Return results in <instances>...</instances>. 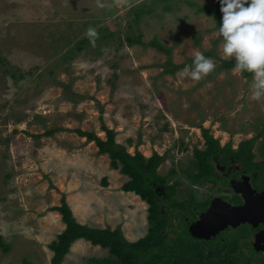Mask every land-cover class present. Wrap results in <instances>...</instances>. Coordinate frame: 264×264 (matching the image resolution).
<instances>
[{"label": "rangeland", "instance_id": "obj_1", "mask_svg": "<svg viewBox=\"0 0 264 264\" xmlns=\"http://www.w3.org/2000/svg\"><path fill=\"white\" fill-rule=\"evenodd\" d=\"M127 35L146 46L124 45ZM202 53L211 56L188 64ZM168 58L189 67L165 74ZM222 60L264 62V0H0V264H51L62 196L82 225L128 242L146 235L147 204L121 190L129 178L77 129L105 140V125L132 141L129 154L164 155L161 177L203 148L201 128L221 146L260 147L264 72L216 71ZM178 191L173 201L185 202ZM108 256L77 240L62 264Z\"/></svg>", "mask_w": 264, "mask_h": 264}, {"label": "trees", "instance_id": "obj_2", "mask_svg": "<svg viewBox=\"0 0 264 264\" xmlns=\"http://www.w3.org/2000/svg\"><path fill=\"white\" fill-rule=\"evenodd\" d=\"M221 2L223 4L227 3ZM199 10L203 13L212 12L202 8ZM134 17L135 20H131L129 28H132L138 21L139 14L135 12ZM112 33H114V29H111L105 37L111 36ZM123 43L130 46L134 44L146 46L139 40L138 35L134 38L129 35L125 36ZM123 43H120V46H123ZM147 45L162 53L169 54L168 49L155 41ZM79 46L81 47V45ZM210 56L209 53H202L198 58L188 60V64H197ZM188 64L175 65L168 58L164 73L174 74L189 67ZM232 69L240 70L242 78L251 79L255 72H264V62L258 65H249L243 62L222 60L216 71H229ZM102 131L105 133V140L100 139L91 132H83L78 129L74 132L79 137L86 138V141L93 142L99 155H107L111 169L118 170L122 175L129 178L121 190L135 194L147 204V222L149 224L147 233L136 242H128L122 237L118 229H97L82 225L76 221L65 197L62 196L60 206L51 208V211L57 212L61 216V221L65 226L56 239L48 245L49 250L52 252L51 264H62L70 246L77 240H84L91 246L108 250L109 256L95 261L96 264H236L233 258H225L223 246L202 244L200 241H193L190 238L179 235L174 236V231L168 229V224L174 220V210L173 214L169 213L168 210L181 205L175 199V202L172 199V195L174 194V197L176 195L175 189L184 182L182 180L188 179L189 182L196 183L198 177L188 174L187 171L178 170L177 173L174 168L167 175L161 177L157 174V169L166 160L164 155L153 153L150 157H144L137 150L131 155L127 151V147L132 146L130 139L126 141V147L117 143L113 130L102 125ZM201 134L210 149L205 152L195 149L194 156L198 159L199 166L203 167L202 158L210 154L212 145L218 146V141L209 134L207 129L201 128ZM253 141H247L242 145L249 146ZM172 178H174V181L170 183ZM183 204L185 205L186 202ZM0 245L3 247L1 239Z\"/></svg>", "mask_w": 264, "mask_h": 264}, {"label": "flooded vegetation", "instance_id": "obj_3", "mask_svg": "<svg viewBox=\"0 0 264 264\" xmlns=\"http://www.w3.org/2000/svg\"><path fill=\"white\" fill-rule=\"evenodd\" d=\"M250 140L253 139L242 141L235 147L230 143L212 145L210 154L202 158L203 167L199 166L194 153L185 166L180 165L182 170L198 178L196 183L184 179L183 186L175 189L176 193L183 189L187 198L185 205L179 202L180 207L174 206V220L171 221L174 236L223 246L225 258H233L236 264H264V220L253 219L236 226L228 225L208 240H196L185 234L183 225L197 221L216 204L223 207L243 206L247 191L254 196L264 193V143L254 151L255 140L249 146L242 145ZM195 149L205 152L210 147L204 142L202 149Z\"/></svg>", "mask_w": 264, "mask_h": 264}, {"label": "water", "instance_id": "obj_4", "mask_svg": "<svg viewBox=\"0 0 264 264\" xmlns=\"http://www.w3.org/2000/svg\"><path fill=\"white\" fill-rule=\"evenodd\" d=\"M159 190V188H157ZM246 203L240 207H223L215 205L210 211L202 215L201 220L196 223L183 226L193 237L207 239L224 229L228 225L236 226L240 222L253 219L264 220V193L254 196L247 191ZM219 210L220 213H219Z\"/></svg>", "mask_w": 264, "mask_h": 264}]
</instances>
